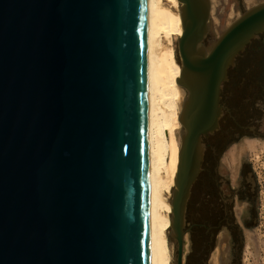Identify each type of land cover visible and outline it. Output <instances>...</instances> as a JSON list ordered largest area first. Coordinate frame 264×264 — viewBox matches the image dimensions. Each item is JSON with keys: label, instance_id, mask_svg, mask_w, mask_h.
Returning <instances> with one entry per match:
<instances>
[{"label": "water", "instance_id": "1", "mask_svg": "<svg viewBox=\"0 0 264 264\" xmlns=\"http://www.w3.org/2000/svg\"><path fill=\"white\" fill-rule=\"evenodd\" d=\"M180 1L175 264L229 70L264 34L262 3L207 51L208 6ZM149 44L147 0H0V264H155Z\"/></svg>", "mask_w": 264, "mask_h": 264}, {"label": "bare ground", "instance_id": "2", "mask_svg": "<svg viewBox=\"0 0 264 264\" xmlns=\"http://www.w3.org/2000/svg\"><path fill=\"white\" fill-rule=\"evenodd\" d=\"M199 1L204 8L206 5L208 6L210 14L208 30L206 28V34L204 33L205 36L202 35L200 40L207 51H210L223 32L239 20L246 11L264 3V0H242L245 7L241 3L239 7H236V14H233L231 8L228 12V8L222 0ZM181 7L182 3L180 0H147L150 26L149 79L153 147L155 264H175V259H173V255L175 256V253L173 254V245L175 246V244H173L174 240L171 238V233L173 232V209L171 200L174 190H178L176 182L180 173L181 132L183 131L181 117L184 110L188 107L187 92L181 85V80L183 78L185 79L186 72L183 73L177 52V44L183 38L184 33ZM212 33L216 38L212 36ZM263 35L261 34L259 36L261 37ZM208 46H210V49H208ZM240 56L236 59V62ZM231 70H229V73ZM186 77L189 78V76ZM224 88L221 105H224ZM228 111L230 113L229 109ZM224 118L225 114L220 121L222 137H225L227 130L223 127ZM234 124L237 125L238 122H234ZM217 134L219 135L218 132H215L213 135H206L203 138L205 150L201 166L207 151L214 148L212 144H217L221 140V138H215L218 136ZM258 142L247 139L236 146H232L227 152L222 160V165L230 171L233 178L237 175L241 157L253 151ZM262 144L264 147V143ZM197 177L189 188L186 211H188L192 189ZM187 230L189 229L187 228ZM252 234V231H246V244L252 242ZM193 239H196V237L191 235L190 232L185 234L186 243L184 245L182 264H195V243ZM196 246L198 245L196 244ZM185 250L188 252L187 260H185ZM211 264H221L218 250L213 255Z\"/></svg>", "mask_w": 264, "mask_h": 264}, {"label": "flooded vegetation", "instance_id": "3", "mask_svg": "<svg viewBox=\"0 0 264 264\" xmlns=\"http://www.w3.org/2000/svg\"><path fill=\"white\" fill-rule=\"evenodd\" d=\"M242 129L238 122L235 128L226 130L225 137L218 132L215 138L221 140L207 151L193 186L187 227L196 237L193 239L195 264H211L217 250L221 264H240L245 233L259 223V189L254 168L252 172L243 165L233 178L222 165L227 152L239 143L236 137Z\"/></svg>", "mask_w": 264, "mask_h": 264}, {"label": "rangeland", "instance_id": "4", "mask_svg": "<svg viewBox=\"0 0 264 264\" xmlns=\"http://www.w3.org/2000/svg\"><path fill=\"white\" fill-rule=\"evenodd\" d=\"M222 1L226 4L228 12L230 8L231 11L233 10V14L236 12V7L243 4L242 0ZM212 36L216 38L213 33ZM223 103L230 110V113L229 111L225 112L223 127L228 131L231 127L237 126L234 122H239L240 127L243 128L236 137L237 140H240L239 143L247 139L259 141L253 151L241 157L238 164L237 174L243 165H246L250 170L252 167L254 168L257 174L260 204L259 223L249 231L253 232V240L251 243H247L248 245L245 243L242 248L240 264H264V147L262 144L264 138L254 137L250 132L251 129H254L256 133L264 134V35L246 49L237 60L236 66L230 71L229 82L225 84L224 88ZM254 171L252 170V172ZM174 253L175 246L173 245ZM184 253L185 260H187L188 252L185 250Z\"/></svg>", "mask_w": 264, "mask_h": 264}]
</instances>
